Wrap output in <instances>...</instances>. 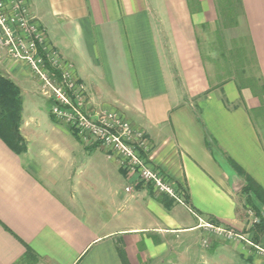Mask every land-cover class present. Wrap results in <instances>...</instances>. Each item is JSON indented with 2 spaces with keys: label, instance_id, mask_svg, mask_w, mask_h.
Instances as JSON below:
<instances>
[{
  "label": "crops",
  "instance_id": "crops-1",
  "mask_svg": "<svg viewBox=\"0 0 264 264\" xmlns=\"http://www.w3.org/2000/svg\"><path fill=\"white\" fill-rule=\"evenodd\" d=\"M223 2L240 13L221 27L225 48L246 36L264 83V0H194V11L187 0H26L86 108L143 131L148 165L187 202L165 207L100 143L81 141L29 67L0 49V76L20 91L22 140L0 124V264H264V231L244 217V182L228 163L264 190L251 118L264 98L211 78L197 35L220 31Z\"/></svg>",
  "mask_w": 264,
  "mask_h": 264
},
{
  "label": "built area",
  "instance_id": "built-area-1",
  "mask_svg": "<svg viewBox=\"0 0 264 264\" xmlns=\"http://www.w3.org/2000/svg\"><path fill=\"white\" fill-rule=\"evenodd\" d=\"M0 49L9 59L26 64L51 102L52 116L87 142L94 140L109 157L117 159L127 176L177 203L184 196L159 171L148 165L145 133L112 112L85 109V89L57 53L47 46L43 30L31 15L26 0H0ZM58 74V75H57ZM60 74V75H59ZM73 97V98H72ZM125 191H132L128 186ZM258 223L254 219L252 224ZM230 238L233 235L228 233Z\"/></svg>",
  "mask_w": 264,
  "mask_h": 264
},
{
  "label": "trees",
  "instance_id": "trees-1",
  "mask_svg": "<svg viewBox=\"0 0 264 264\" xmlns=\"http://www.w3.org/2000/svg\"><path fill=\"white\" fill-rule=\"evenodd\" d=\"M189 3V8L191 11L195 10L194 5L191 1L187 0ZM196 7V6H195ZM218 20H221L222 27H237L240 13L237 9V5L233 2H223L218 5L217 9ZM218 32V31H217ZM222 46H220V51L222 60L225 55L222 53ZM224 52L231 53L232 50L225 49ZM236 56L225 57L226 66L224 70L225 78L224 80H233L237 83L239 90L248 89L250 92L259 99L262 103L264 98V83L259 77L255 79L251 77L250 66L245 65L236 66ZM253 56V62L256 65V61ZM240 57V56H239ZM257 67V65H256ZM264 104H261V110H263ZM20 109H21V100H20V91L19 89L9 80L0 76V124H4L7 127V133L16 144L21 143V137L19 135V126H20ZM264 111V110H263ZM230 167L233 169L235 174L241 178L244 182V187L241 190V196L246 201V203L251 207L255 206L256 203L264 207V190L235 162L228 159ZM161 202L164 206L170 208V206L175 202L174 200L162 195ZM185 203L187 202V196H184ZM258 223L254 225L255 230L264 231V220L261 218L260 212L257 210ZM255 239V243H256Z\"/></svg>",
  "mask_w": 264,
  "mask_h": 264
},
{
  "label": "rangeland",
  "instance_id": "rangeland-1",
  "mask_svg": "<svg viewBox=\"0 0 264 264\" xmlns=\"http://www.w3.org/2000/svg\"><path fill=\"white\" fill-rule=\"evenodd\" d=\"M221 23H222L221 20H218V26L220 29L219 32H217L218 28L215 25L212 27H210L208 25L201 30H199V28H197V35L198 36L200 35V37H199L200 48H201L202 53L205 54L207 70H208L211 78H213L217 74H220L223 78H225L224 77L225 76L224 70H225V66L227 64L225 61V57L239 55L240 57L236 56V59H237L236 66H238V65L245 66V65L249 64L251 77H253L255 79L256 78L259 79L258 69L253 62L252 52H251L249 43L246 40L247 39L246 36L245 37L242 36V39L240 42L232 44L231 49H229V50H232V52L230 54L224 52V50L226 49L225 48L226 46H225V40H223V36H222L223 30L221 29V27H222ZM232 31H233V34L237 35L236 30L233 29ZM220 46H222L223 49H221V50H222V53H224V55H225L223 60H222L220 51H218L220 49ZM234 83L237 86V83L235 81H234ZM85 109L87 111H89L86 108V106H85ZM263 110H264V108H263ZM263 110H259L257 112L251 113L252 114L251 118H252L253 123L257 129L261 144L264 146V111ZM89 112L92 113V112H101V111H93L92 110ZM239 197H240V200H243V197L241 196V194ZM255 206L257 207V209L255 207L251 208L250 206H248L246 211H243L244 217L248 220V223H252L254 219H258L257 218V210L259 212L262 210V212L264 213V207H262L258 203H256ZM252 225L253 226L257 225V223L252 224ZM226 237H228V236H226ZM230 241H231V239L228 240L227 242L229 243Z\"/></svg>",
  "mask_w": 264,
  "mask_h": 264
}]
</instances>
